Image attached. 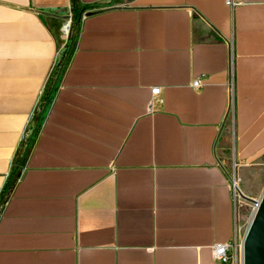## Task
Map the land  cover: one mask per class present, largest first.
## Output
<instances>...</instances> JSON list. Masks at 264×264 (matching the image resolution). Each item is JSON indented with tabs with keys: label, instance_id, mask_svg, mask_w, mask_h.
<instances>
[{
	"label": "crops",
	"instance_id": "0c3cea01",
	"mask_svg": "<svg viewBox=\"0 0 264 264\" xmlns=\"http://www.w3.org/2000/svg\"><path fill=\"white\" fill-rule=\"evenodd\" d=\"M74 3L66 48L71 0H0V264H219L216 162L264 172V0Z\"/></svg>",
	"mask_w": 264,
	"mask_h": 264
},
{
	"label": "water",
	"instance_id": "95a60500",
	"mask_svg": "<svg viewBox=\"0 0 264 264\" xmlns=\"http://www.w3.org/2000/svg\"><path fill=\"white\" fill-rule=\"evenodd\" d=\"M124 8H129V7L125 5H121V6L110 7L109 9L119 10ZM99 12H101V10L86 11L83 12L82 14L84 17H86V16L94 15ZM55 17H57L62 21H66L69 19V15H62V16L55 15ZM229 106H230V102L228 103L226 115L223 119L222 125L227 118ZM216 163L218 167L222 170L226 178H229V175L219 165V163L218 162ZM236 191L240 200L251 205L254 208L249 224L242 239L241 264H264V186L257 200H253L249 197L242 195V193L238 189Z\"/></svg>",
	"mask_w": 264,
	"mask_h": 264
},
{
	"label": "built area",
	"instance_id": "2783aa9c",
	"mask_svg": "<svg viewBox=\"0 0 264 264\" xmlns=\"http://www.w3.org/2000/svg\"><path fill=\"white\" fill-rule=\"evenodd\" d=\"M227 6H231V0H224ZM81 18H83V14H81ZM66 27V32L64 29ZM70 30V19L63 21L61 26V33L66 37ZM65 33V34H64ZM231 69V62L229 59V71ZM200 85V79H194L191 83V88L196 89ZM159 89L154 88L150 90L151 96L158 95ZM152 100L148 102L147 110L148 112L152 111ZM228 118L231 120L233 119V105L232 102L230 103L228 114ZM229 178H227V187L229 191L230 201L233 207V213L235 216V203L236 200L239 199L237 194V183L236 179L234 178L233 174H228ZM243 237L240 236V232L236 225V218L234 220V229L231 235V238L224 243H216L210 247V255L211 258L218 262L219 264H241V244H242Z\"/></svg>",
	"mask_w": 264,
	"mask_h": 264
},
{
	"label": "rangeland",
	"instance_id": "374dc122",
	"mask_svg": "<svg viewBox=\"0 0 264 264\" xmlns=\"http://www.w3.org/2000/svg\"><path fill=\"white\" fill-rule=\"evenodd\" d=\"M71 26V24H70ZM235 178L238 179L237 189L242 195L249 197L253 200H257L264 186V172H258L256 169H242L240 171H234ZM254 178L261 181V186H255ZM254 181V182H253ZM259 184V183H258ZM253 208L251 205L243 202L240 199L236 200L235 203V216L236 225L240 232V236L243 237L247 226L249 224Z\"/></svg>",
	"mask_w": 264,
	"mask_h": 264
},
{
	"label": "trees",
	"instance_id": "16d2710c",
	"mask_svg": "<svg viewBox=\"0 0 264 264\" xmlns=\"http://www.w3.org/2000/svg\"><path fill=\"white\" fill-rule=\"evenodd\" d=\"M71 2H72L71 4L72 22H71L70 31L67 37V42L65 45L66 48L69 47V45H72L74 38H75V34L77 33V29L80 23L81 14L85 10L84 8L77 7L74 3V0H71Z\"/></svg>",
	"mask_w": 264,
	"mask_h": 264
},
{
	"label": "bare ground",
	"instance_id": "6f19581e",
	"mask_svg": "<svg viewBox=\"0 0 264 264\" xmlns=\"http://www.w3.org/2000/svg\"><path fill=\"white\" fill-rule=\"evenodd\" d=\"M236 182H238L237 179H236ZM252 208H253V207H252ZM253 209H254V208H253Z\"/></svg>",
	"mask_w": 264,
	"mask_h": 264
}]
</instances>
